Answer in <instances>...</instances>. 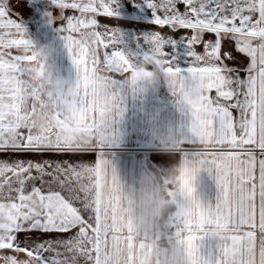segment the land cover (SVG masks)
I'll return each instance as SVG.
<instances>
[{
    "label": "snow or ice",
    "instance_id": "snow-or-ice-1",
    "mask_svg": "<svg viewBox=\"0 0 264 264\" xmlns=\"http://www.w3.org/2000/svg\"><path fill=\"white\" fill-rule=\"evenodd\" d=\"M144 3L152 11L154 26H167L172 33L192 32L190 37L174 38L152 31L149 37L160 41L161 71L173 96L190 110L196 171L208 173L217 190L215 203H205L197 231L203 233L213 219L231 225L232 234L223 244H214L215 254L203 255L201 264H264V0ZM178 3L185 5L183 13ZM51 5L81 13L68 16L66 27L55 30L74 70L68 83L88 122L79 130L82 139L68 134L58 108L62 98L39 83L43 63L38 64L36 47L25 37L21 22L6 18L9 8L6 0H0V251L26 257L0 255V260L4 264H79L81 259L84 264H120V249L126 244L128 264H134L133 226L129 221L125 236L119 197L109 200L107 195L109 190L118 191L119 180L101 151L123 114V84H128L125 74L131 64L118 47L117 28L105 33V40L93 30L97 21L84 18L98 11L96 0H51ZM115 6L116 0L99 5L107 17L117 15ZM158 9L164 15L157 14ZM53 19L51 15L49 22ZM206 33L215 39L204 41ZM177 40L187 48L183 68L165 49L166 43L174 45ZM226 41L234 43L225 47ZM199 44L203 54L194 50ZM110 47L115 50L107 51ZM101 48L105 49L102 55ZM9 49L20 54L5 51ZM240 55L247 64L236 67ZM152 57L151 51L143 55L145 60ZM213 90L214 97L209 95ZM46 154L77 159H24ZM90 154L95 155L94 163L85 159ZM187 192L191 197V187ZM181 211L191 224L187 208ZM73 230L75 234L67 236ZM33 232L57 238L33 239ZM22 233L25 238L20 242ZM205 238L203 234L187 237L199 239L201 246Z\"/></svg>",
    "mask_w": 264,
    "mask_h": 264
},
{
    "label": "crops",
    "instance_id": "crops-1",
    "mask_svg": "<svg viewBox=\"0 0 264 264\" xmlns=\"http://www.w3.org/2000/svg\"><path fill=\"white\" fill-rule=\"evenodd\" d=\"M71 3L72 0H66ZM86 2V0H84ZM110 4V0H96L98 11L96 13L84 14L85 19H95L97 21L93 30L101 33L103 39L107 40L111 30L117 28L120 33L118 47L125 53H138L137 59L143 58L144 54L150 53L149 39L152 31H160L162 35H173L174 38H179L181 35L190 37L192 32L190 29H180L172 33L167 26L161 28L154 26L152 21V11L149 9L144 0H116L115 17H107L103 15L100 9V3ZM160 4L162 0H154ZM9 8V13L6 18L17 20L22 23L25 28V37L32 41L35 47L39 48V40L42 37H47L50 46L55 49V55L52 57V62L58 74L63 75L69 82L74 79V70L71 66V61L67 57L66 51L63 48L62 40L57 34L56 27H66L68 16H81L78 10L60 9L51 5V0H6ZM114 7V6H113ZM177 9L183 13L185 5L177 4ZM157 14L164 15V12L158 9ZM53 15V23L49 22V17ZM61 16L63 18L61 19ZM77 35V34H73ZM213 34H204L203 40H214ZM46 40V39H43ZM43 42V41H42ZM232 41H226L225 47L233 44ZM165 49L169 57L173 59L177 66L183 68L186 66L188 57L186 55L187 48L179 40L172 44H165ZM114 48H109L111 52ZM194 50L198 54H203V45H195ZM13 55L20 54L16 49H9ZM105 49L101 48V55ZM230 65L232 62H228ZM247 58L239 56L235 62L236 67L246 66ZM111 75L113 78L121 79L119 74L104 73ZM127 75V74H125ZM244 73L241 72V76ZM149 92L143 97L129 95L128 84H123L124 111L113 124L115 130L114 135L110 138L101 151L104 157L110 161L112 168L118 180L125 186V190L130 199L135 198L137 191V177L145 168L151 169H166L180 159L179 153L161 151L159 141L167 139L169 136L179 138L183 142L182 152L185 156L192 157L193 144L195 137L191 133L192 116L187 105H181L173 96L171 88L167 82L165 75L162 73L159 77L154 78L149 86ZM210 96H215L214 90L209 93ZM235 116V113L233 111ZM259 158V152L257 151ZM6 158V157H5ZM24 159L40 161L48 159L51 161L58 160H75L73 156H53L30 155ZM85 159L94 163L95 155L90 154ZM35 174V173H33ZM199 187L197 194L205 203L214 204L217 195L215 183L208 173L201 171L198 175ZM36 186H40L39 181ZM79 207V204H76ZM75 234V230L68 233L67 236ZM33 239L39 237L40 240L57 238L56 234L51 236H40L38 233H31ZM25 234L19 235V241H24ZM23 246V244H22ZM9 255L17 256L23 260V254H16L10 250ZM59 251L67 255L63 248ZM202 255L208 257L210 254H215L214 244L205 238L201 246ZM46 255H50L46 253ZM63 258V257H61ZM0 264H4L0 260ZM79 264H84L81 259Z\"/></svg>",
    "mask_w": 264,
    "mask_h": 264
},
{
    "label": "clouds",
    "instance_id": "clouds-1",
    "mask_svg": "<svg viewBox=\"0 0 264 264\" xmlns=\"http://www.w3.org/2000/svg\"><path fill=\"white\" fill-rule=\"evenodd\" d=\"M149 39L152 59H137L138 53H126L131 64L127 73L129 95L145 96L151 81L162 74L163 57L158 55L160 41ZM37 61L43 63L39 69V83L45 89L62 98L58 108L62 112V123L70 136L82 139L88 117L77 102V95L68 80L57 73L52 57L55 49L51 46L36 47ZM175 97V96H174ZM177 100L178 98L175 97ZM161 151L180 154V159L166 169L145 168L137 177L135 198L130 199L125 186L119 181L118 191H108L109 200L119 197L120 217L125 228L129 221L133 226L134 264H201V241L187 237L205 235L213 244H223L231 235V225L217 220L206 223L204 232L197 231V222L205 214V202L197 194L199 187L198 162L185 156L181 151L183 142L174 136L159 141ZM187 182V184L185 183ZM187 187H191L189 197ZM182 208H187L191 224L187 223ZM128 248L121 246L120 264H128Z\"/></svg>",
    "mask_w": 264,
    "mask_h": 264
},
{
    "label": "rangeland",
    "instance_id": "rangeland-1",
    "mask_svg": "<svg viewBox=\"0 0 264 264\" xmlns=\"http://www.w3.org/2000/svg\"><path fill=\"white\" fill-rule=\"evenodd\" d=\"M43 39H46V40H43ZM47 39H48L47 37L46 38L42 37V39L40 38L39 47H48V46H50V43H49V41H47ZM0 255H9V252L0 251ZM23 258L26 259L25 256H23Z\"/></svg>",
    "mask_w": 264,
    "mask_h": 264
},
{
    "label": "trees",
    "instance_id": "trees-1",
    "mask_svg": "<svg viewBox=\"0 0 264 264\" xmlns=\"http://www.w3.org/2000/svg\"><path fill=\"white\" fill-rule=\"evenodd\" d=\"M214 97V96H213ZM234 111V113H235V115H236V111L235 110H233Z\"/></svg>",
    "mask_w": 264,
    "mask_h": 264
}]
</instances>
